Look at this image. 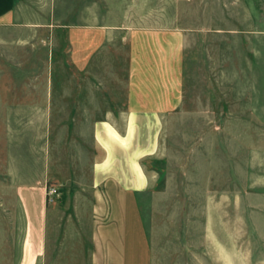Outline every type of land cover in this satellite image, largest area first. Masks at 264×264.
<instances>
[{
    "label": "crops",
    "instance_id": "obj_1",
    "mask_svg": "<svg viewBox=\"0 0 264 264\" xmlns=\"http://www.w3.org/2000/svg\"><path fill=\"white\" fill-rule=\"evenodd\" d=\"M104 1L0 0V264H264V193L236 200L240 224L230 235L224 202L213 197L228 193L223 169L174 172L173 192L189 200H174L171 232L154 218L161 207L142 162L160 150L165 119L193 112L191 30L149 27L143 14ZM106 80L118 88L103 103ZM54 112L81 113L80 127L90 130V195L65 184L48 195L56 175L22 170L11 146L20 114ZM198 192L203 219L195 221ZM245 220L257 247L248 252L237 246Z\"/></svg>",
    "mask_w": 264,
    "mask_h": 264
},
{
    "label": "rangeland",
    "instance_id": "obj_2",
    "mask_svg": "<svg viewBox=\"0 0 264 264\" xmlns=\"http://www.w3.org/2000/svg\"><path fill=\"white\" fill-rule=\"evenodd\" d=\"M97 1L101 8L106 7L104 0ZM113 3L131 8L138 19L143 14L141 22L149 27L180 25L191 30L186 99L193 112L165 119L160 150L142 162L150 178V190L155 192V200L161 207L155 210L154 218L158 223H162V218L169 221L171 232L174 200H189V193L173 192L174 172H199L206 166L223 169L228 176V193L214 192L213 197L219 203L222 198L230 235L233 232L235 236L236 223L240 224L236 200L243 197L246 202L247 194L264 193V0H113ZM13 52L14 49L7 55L12 57ZM59 61L55 59L53 65L57 74L62 71ZM72 83L76 86V82ZM104 83L105 88L103 82L100 86L102 101L108 103L113 101L107 96L109 89L118 87L108 80ZM94 84L98 87L99 82ZM54 85L60 87L61 82ZM122 99L117 92V109L121 108ZM222 105L227 109L224 113L220 110ZM115 115L119 117L118 113ZM81 117V113L68 112L20 114V123L9 128L14 133L11 146L20 154L22 170L30 167L38 173L52 172L58 179L56 186H51L57 194L65 184L73 191L90 195L93 149L90 130L80 127ZM34 156L36 161L32 160ZM192 199L198 206L192 210L195 221L203 219L199 208L202 193H194ZM183 211L189 214V210ZM218 212L220 215L219 209ZM244 231L237 246L246 252L257 248L247 220ZM196 241L198 249L201 239L197 236Z\"/></svg>",
    "mask_w": 264,
    "mask_h": 264
},
{
    "label": "built area",
    "instance_id": "obj_3",
    "mask_svg": "<svg viewBox=\"0 0 264 264\" xmlns=\"http://www.w3.org/2000/svg\"><path fill=\"white\" fill-rule=\"evenodd\" d=\"M55 193H56L55 188L51 187V188L48 189V195H53Z\"/></svg>",
    "mask_w": 264,
    "mask_h": 264
}]
</instances>
